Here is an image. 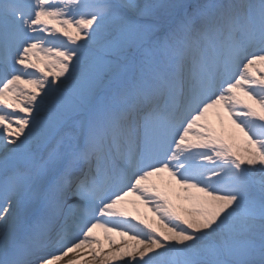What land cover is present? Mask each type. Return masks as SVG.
<instances>
[{
    "label": "snow or ice",
    "instance_id": "1",
    "mask_svg": "<svg viewBox=\"0 0 264 264\" xmlns=\"http://www.w3.org/2000/svg\"><path fill=\"white\" fill-rule=\"evenodd\" d=\"M0 264H264V0H0Z\"/></svg>",
    "mask_w": 264,
    "mask_h": 264
},
{
    "label": "bare ground",
    "instance_id": "2",
    "mask_svg": "<svg viewBox=\"0 0 264 264\" xmlns=\"http://www.w3.org/2000/svg\"><path fill=\"white\" fill-rule=\"evenodd\" d=\"M98 235H100L101 237L103 236V234L102 233H99V232H98ZM69 258L70 259H76L77 257L76 256H70Z\"/></svg>",
    "mask_w": 264,
    "mask_h": 264
},
{
    "label": "rangeland",
    "instance_id": "3",
    "mask_svg": "<svg viewBox=\"0 0 264 264\" xmlns=\"http://www.w3.org/2000/svg\"><path fill=\"white\" fill-rule=\"evenodd\" d=\"M142 210H143V211H146V210H144V209H142ZM102 237H103V236H102ZM102 237H101V238H102Z\"/></svg>",
    "mask_w": 264,
    "mask_h": 264
}]
</instances>
